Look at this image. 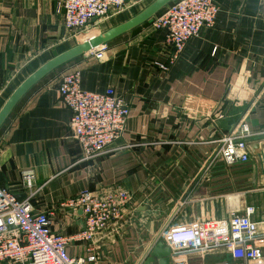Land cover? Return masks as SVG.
<instances>
[{"label":"crops","instance_id":"obj_1","mask_svg":"<svg viewBox=\"0 0 264 264\" xmlns=\"http://www.w3.org/2000/svg\"><path fill=\"white\" fill-rule=\"evenodd\" d=\"M62 2L0 0V107L27 75L78 43L64 29ZM215 2L220 11L213 26L191 38L172 64L164 31L151 26L152 17L108 42L101 58L79 56L47 74L0 127V187L47 213L52 233L71 237L82 230L79 207L62 204L82 191L105 197L119 187L130 194L122 218L93 242L70 239V256L142 264L156 240L172 246L168 240L179 229L247 208L264 237V174L257 159L252 154V161L228 166L216 155L221 136L240 123L264 136V0ZM138 5L106 17L102 31L145 7L135 12ZM73 69L83 90L111 87L130 110L125 132L88 161L57 91L61 76ZM173 254L172 264H242L226 248Z\"/></svg>","mask_w":264,"mask_h":264},{"label":"built area","instance_id":"obj_2","mask_svg":"<svg viewBox=\"0 0 264 264\" xmlns=\"http://www.w3.org/2000/svg\"><path fill=\"white\" fill-rule=\"evenodd\" d=\"M143 0H63V26L74 33L93 20L104 19L122 12L129 3ZM220 11L215 0H174L151 19V26L164 31V43L170 52L167 64H172L184 51L191 38L200 35L204 28L213 26ZM76 35V34H75ZM106 44L84 56L101 58ZM161 70L167 65L155 62ZM57 91L63 105L71 111L69 126L82 150V160L97 158L106 147L119 138L126 129L130 110L124 99L113 88L103 93L85 91L80 86V71L73 69L60 78ZM254 137L246 123H240L219 139L216 153L228 165L251 161L248 138ZM25 188L31 190L27 178ZM130 194L117 188L112 194L100 197L88 191L62 203L73 209L83 208L84 226L71 237L56 235L50 229L45 212H34L29 198L18 200L16 195L0 187V261L11 260L15 264H86L96 263V257L87 259L72 257L67 244L72 240L91 243L107 226L122 218V210ZM253 209L243 214L232 213L227 219L198 222L179 229L168 241L177 254L186 250L210 251L226 248L232 259L242 264H264V237L259 238L257 224L250 218ZM165 234V233H164ZM169 236V233L166 234ZM165 243L166 238H163ZM186 247V248H181ZM215 264H231L219 261Z\"/></svg>","mask_w":264,"mask_h":264},{"label":"water","instance_id":"obj_3","mask_svg":"<svg viewBox=\"0 0 264 264\" xmlns=\"http://www.w3.org/2000/svg\"><path fill=\"white\" fill-rule=\"evenodd\" d=\"M174 0H152L142 10L136 13L131 18L124 22L117 24L105 31H101L85 40L78 42L76 45L68 48L67 50L55 55L40 65L29 75H27L9 94L2 106L0 107V127L11 113L16 104L24 96V94L38 81L45 77L50 72L54 71L63 64L79 57L84 56L93 49H96L108 42L114 40L122 34H125L134 28L142 25L143 23L154 17L159 11ZM264 140L263 135L254 136L246 140L250 145V150L253 156L257 159L258 167L264 174ZM252 161V158H251ZM254 174L256 168H253ZM24 194L16 195L18 200L24 199ZM79 212L83 214V208L79 207ZM172 253L170 247L165 243L163 238L155 241L149 249L148 256L142 264H172Z\"/></svg>","mask_w":264,"mask_h":264},{"label":"rangeland","instance_id":"obj_4","mask_svg":"<svg viewBox=\"0 0 264 264\" xmlns=\"http://www.w3.org/2000/svg\"><path fill=\"white\" fill-rule=\"evenodd\" d=\"M150 1H152V0H143L141 2H138L137 4H139V5L136 7L135 12L137 10H139L140 8H143L144 6H146ZM129 4H131V3H129ZM129 4L127 6H129ZM113 14H115V13H113ZM103 20H105V18L99 19V20H93V21L89 22L85 27H83V28L79 29L77 32H75V34H76L75 37H77V42H81V41L85 40L86 38L90 37L91 35L99 33L100 31L107 28V26L109 24H107Z\"/></svg>","mask_w":264,"mask_h":264}]
</instances>
